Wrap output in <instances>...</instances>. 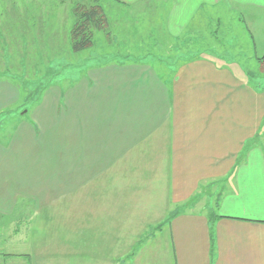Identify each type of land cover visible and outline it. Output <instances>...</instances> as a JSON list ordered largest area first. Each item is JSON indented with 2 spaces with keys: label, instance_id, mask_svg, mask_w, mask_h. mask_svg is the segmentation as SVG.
<instances>
[{
  "label": "crops",
  "instance_id": "obj_1",
  "mask_svg": "<svg viewBox=\"0 0 264 264\" xmlns=\"http://www.w3.org/2000/svg\"><path fill=\"white\" fill-rule=\"evenodd\" d=\"M71 1L0 0V122L12 128L0 135V264H264V89L237 65L264 54V0H150L161 7L154 12L160 28L130 24L133 32L115 30L106 40L96 32L78 53L69 41ZM146 1L108 0L127 9ZM198 12L201 25H210L203 45L219 37L216 47L230 49L222 56L181 52L184 36H191L188 48L198 47ZM232 26L244 43L231 36ZM129 47L144 49L142 58ZM119 48L126 54H116ZM257 68L262 79L263 63ZM58 73L70 82L48 83L28 107L37 100V78ZM60 104L65 143L61 163L47 170L37 147L26 152L36 126L53 127ZM24 106L29 142L17 117ZM215 182L218 198L199 207L197 195ZM228 195L251 203L254 219L211 215ZM173 207L172 221L144 238ZM58 209L64 214L55 215ZM54 223L77 225L78 247L52 244L42 227L33 228ZM15 242L26 250L5 253Z\"/></svg>",
  "mask_w": 264,
  "mask_h": 264
},
{
  "label": "rangeland",
  "instance_id": "obj_2",
  "mask_svg": "<svg viewBox=\"0 0 264 264\" xmlns=\"http://www.w3.org/2000/svg\"><path fill=\"white\" fill-rule=\"evenodd\" d=\"M130 2H132V1H130ZM133 2H135V1H133ZM154 2H155V4H154ZM189 2L191 3V5L196 3V1H189ZM105 3H106V5L104 6V8L106 10V16H107L108 23H109V30L108 31H109V33L112 32L113 35H116V32L119 29L125 30L127 27L129 28L130 31L133 32L130 24H134L136 26H139L141 24H138V23H143V24L150 23L152 25L153 29L160 28V25L162 24L161 20L158 19L160 17V15L158 13L157 14L154 13L155 9L160 10V8H161L159 6L158 1L147 0L144 3H141V5L139 4L133 8L131 7L130 9L129 8L127 9L126 8L127 6H124L121 4L115 5V4H112L111 2H108V1ZM221 4H223V2ZM149 5H150V8H152V10L150 11V14L153 16H151V17L147 16V15H143L144 13H146V11L149 10ZM184 7H185V4H184ZM199 8L205 9L204 7L201 6V4H200ZM141 9H144L146 11L139 12ZM183 10L185 11V8H183ZM215 10H218V9H215ZM195 14H196L195 15V24H196V26L199 27V29H198V32L195 30V32H197V35L195 36L193 42L194 43L197 42L198 47L197 48L192 47L193 45H191V47L188 48L190 43H186L185 40L190 39L191 36L190 37L184 36L183 37L184 48L181 49V52L193 51V52H190V54H201L200 56L209 55L210 52L212 54H214L215 56L216 55L222 56V54H225V53H222V50H224L226 47L225 48L216 47V45L220 46L219 43L223 42V40H220L219 37H217V38L213 37V39L211 41V48L205 47L203 45L204 42H205L204 44H209V42L207 41L208 35L206 33V29L209 28L210 25L207 27L202 26L201 25V18H199V16H201V14L199 12H198V14L197 13H195ZM222 14L225 17L229 18L228 14L224 13L223 11H222ZM221 21H222V23L224 22V19L222 17H221ZM236 23H238V24H236ZM235 24L239 25V22L235 21L233 25H235ZM192 26L193 25L191 24L188 27L190 29V31H191ZM115 30H116V32L114 34ZM136 30H137V28H136ZM219 32L220 31L218 30L217 35H219ZM153 34H155V33H153ZM102 35H103L102 40H106V37L104 36V34H102ZM198 35H200V36H198ZM138 36H139V34L137 35L136 40H138L137 39ZM160 36H158V35L156 36L157 42H158V40L160 42V40L162 38V37L160 38ZM231 36H234L236 40L244 43L242 34L240 33L239 29L234 28V26H232ZM140 39H143V38H140ZM144 40H146V39H144ZM229 41H228V43H229ZM137 43H139V45L141 46V42H137ZM107 49L108 48L103 47V42H102V45L99 48L100 53L105 54L107 52L106 51ZM239 49L240 50H247L248 52H250L249 48L244 47V46L239 48ZM133 50L134 49L129 47V53L130 54L135 52V54L138 55V53H139V54H141L140 55L141 58H142V54L145 52L144 49H142V48H138V50H136V51H133ZM229 50L230 49L226 48V51H229ZM235 50L238 51L237 49H235ZM146 51H149L150 54L152 53L153 56H157V53L160 52V50L158 48H156V49H149L148 48ZM232 52H234L233 49H232ZM116 54L121 56V55L126 54V52L123 51L122 48H119V49H117ZM229 54L231 57H233V55L231 53H229ZM136 55H133V57L134 58L139 57ZM179 57L183 58L184 56H179ZM130 58H132V55L130 56ZM237 65L241 66L243 71L255 73V81H258L257 85L258 86H264V76L262 79H260V77H258L256 75V72H258V68H257V63L255 62V59H251V60L247 59L246 61H243L239 64L237 63ZM67 75L68 74H65V73H58V74H56V77L54 78V80H47V78H37L38 87H31V89H36V88L39 89V93L34 99V100H36V99L37 100L35 102H33L28 107L31 108L32 105H35L39 101V98L41 97L40 93L42 90H45L47 88L48 83H51V84L57 83L56 86H58V87H61L62 83L68 84L70 82L69 80H66V79L63 80V77L65 78ZM77 76H78V74H75V78H77ZM75 81H76V79L72 80L71 83L73 84ZM253 85H255V84H253ZM25 98L26 97H24V99ZM47 102L50 103V99H48ZM61 105L62 104H60L57 111H55L53 113V117H55V119H54V124H53L52 128H44V127H39V126L35 127L38 129L36 143L33 142V144L28 146V149L26 152V153H28L31 149H33V147H35V148L37 147V153H38L37 156L40 157L41 159H43L45 164H47V162L49 164V166H47V170L49 167L53 168V167H51L53 164H54V166H58L59 163H61L60 160H56V157L61 155L62 150H63V143H65L64 134H63L65 116L63 114ZM28 107L24 106V109L21 112H17V117H18V115L23 116V121H24L23 136H24V139L29 142V137H27V133L25 131V129L27 127L25 124H28L27 121L30 118V114H31V112L26 110ZM47 114L48 113H44V112L40 113L41 116L47 115ZM103 120L107 121V118L104 117ZM11 129L12 128H10L9 125L6 126L5 123L0 122V135H2V131H4V132L10 131ZM104 130H106V129H104ZM40 152H42V153H40ZM42 169L43 170L41 172L43 173L45 171V166H43ZM162 180H163L162 177L157 176L156 182H157V186H158L157 190L159 192H161L160 190L163 186ZM218 185H220V183L215 182L213 184L208 183L205 186H203L204 187L203 191H201L195 199L196 202L197 201L199 202L198 203L199 207H202L203 205L204 206H206V205L212 206L213 202L218 198L217 197L218 192L216 191L219 188ZM206 189H209V191L207 192ZM210 191H211V193H210ZM214 196H216V198ZM228 197H229V195L227 196V199H225V201H223V205H222V201H221V202H219V206L217 208L216 207L211 208L212 210H214V213H217L219 215L226 214V216H231L233 218L243 217V218L254 219V215L252 213L253 209H249V207L252 206L251 203L245 202V200H238L237 198H228ZM154 201H155V199H154ZM57 202H58L57 206H61L63 203L62 200H60V198L58 200H56L55 203H57ZM55 203L53 204V206L55 205ZM19 208H20V206H19ZM41 208H43V207H41ZM72 209H74V208H71V210ZM200 209L201 208H199V210ZM58 210H60V209H58ZM170 210H171L170 212H172L174 210V207L170 208ZM75 213L76 212H71V216L74 215ZM59 214H64V212H62V209L60 211L55 212V215H59ZM35 215L38 217L39 221L43 220V218L45 217V214H44V212H42V210L37 211V213L35 212ZM76 215H77V213H76ZM65 216L68 219V217H69L68 214L67 215L65 214ZM25 226H27V225L23 226L24 227L23 230H25ZM40 227H42V231L44 232L43 235L45 237L51 239V242H53L52 244L60 245L63 243H67V244H69V246H72V247L77 246L78 247L79 238H80L82 233H80L79 230L77 229V225H73V224H71V225L66 224L65 225V224H57V223L49 224V225L33 224V228H35L36 230H39ZM152 228H154V226H152L146 230L145 234L143 235L144 238L147 237L146 236V235H148L147 233H153L154 232ZM23 230H21V232H23ZM91 231H93V228ZM213 231L214 230L211 227L210 228V234L213 233ZM29 233H36V231L30 229ZM211 236L213 237V234H211ZM19 238H20L19 236H16L15 241H18L17 239H19ZM144 238L141 239L142 240L141 242L146 241ZM87 240L90 241L89 237H87ZM92 244H95V243L92 242ZM44 247H46V245H44ZM4 250H5V253H7V254H19V253L24 252V250H26V246L20 245V244L15 242V244H13L11 247L7 246ZM9 257H13V256L10 255ZM17 261H20V260H17ZM56 262H57V264H60L63 262V260L57 259ZM13 264H15V263H13Z\"/></svg>",
  "mask_w": 264,
  "mask_h": 264
},
{
  "label": "trees",
  "instance_id": "obj_3",
  "mask_svg": "<svg viewBox=\"0 0 264 264\" xmlns=\"http://www.w3.org/2000/svg\"><path fill=\"white\" fill-rule=\"evenodd\" d=\"M108 0H72V25L69 30V41L70 48L73 53H78L83 50L90 48L93 44V38L96 32H102L105 37L109 38V23L106 16V10L104 6ZM155 4V2H154ZM150 6V5H149ZM150 8V7H149ZM150 11L152 8L149 9ZM158 11L157 9L154 12ZM147 12V11H146ZM150 12H148L149 14ZM145 14V13H144ZM157 34H152L155 36ZM194 43V42H193ZM197 43V42H196ZM210 54H212L210 52ZM200 56L201 54H196ZM258 67L263 63L264 65V54L261 57L255 59ZM260 72V68L259 71ZM262 72V71H261ZM264 73V71H263ZM248 80L259 87L258 81H255V73L245 72ZM264 89V86H262ZM187 207H182L185 209ZM178 209L170 212L165 220L156 225L153 231H161L164 226H167L174 216L178 213ZM215 213L211 212V215ZM216 217V216H215Z\"/></svg>",
  "mask_w": 264,
  "mask_h": 264
}]
</instances>
